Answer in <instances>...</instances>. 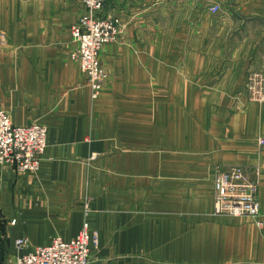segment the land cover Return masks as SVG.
I'll return each instance as SVG.
<instances>
[{"label": "crops", "instance_id": "1", "mask_svg": "<svg viewBox=\"0 0 264 264\" xmlns=\"http://www.w3.org/2000/svg\"><path fill=\"white\" fill-rule=\"evenodd\" d=\"M45 1L38 8L37 0H0V109L16 125L41 123L48 131L37 171L0 164V264H14L18 255L56 237L76 238L86 222L99 236L96 264H261L256 223L250 219L210 212L203 217L202 236L193 232L197 202L182 204L180 193L182 175L196 172L194 139L179 132L114 135L111 125L116 123L92 102L89 89L75 88L85 77L70 57L73 18L68 14H78L80 1L58 0L56 8L53 0ZM149 1L109 0L107 12L133 20L148 10ZM243 14L231 11L233 17ZM256 17L261 18L256 21L260 50L264 11L257 10ZM149 48L145 40H127L104 53L112 61L124 59L128 74L136 69L133 64H144L142 50ZM256 65L264 68V61ZM210 139L204 149L208 163L264 172V103L240 116L230 138ZM165 194L171 201L165 202ZM211 194L213 211L214 179ZM260 201L264 209V174ZM185 207L193 211L182 212ZM21 238L30 246L19 248ZM198 240L204 241L203 249ZM186 241L194 243L187 246Z\"/></svg>", "mask_w": 264, "mask_h": 264}, {"label": "rangeland", "instance_id": "2", "mask_svg": "<svg viewBox=\"0 0 264 264\" xmlns=\"http://www.w3.org/2000/svg\"><path fill=\"white\" fill-rule=\"evenodd\" d=\"M79 1L78 14L73 11L71 16L68 14L73 18L70 57L79 64L85 77V82L76 84L75 88L89 89L92 102L100 105L104 114L116 123L111 125L114 135L139 136L148 132L150 136L163 134L167 137L179 132L182 138L194 139L198 150L196 172L182 175L180 194L182 204L197 202V214L192 221L196 230L193 232L202 236L203 217L210 212V216H222L215 213V207L210 210L214 176L219 168L232 166L215 167L205 161V146L212 143L210 136L214 140L222 135L230 138L233 124L240 116L252 106L264 103L256 100L255 95L256 73L264 74V68L256 65L258 61H264V45L260 50L256 49V21L261 19L256 17V11H264V0H150L148 10L133 20L125 18L124 14L108 13L109 0L99 11H91L83 0ZM52 2L53 8L60 3L58 0ZM45 3V0H37L38 8L39 5L43 8ZM65 5L64 1L60 6ZM214 6L219 7L217 13L212 11ZM232 10L242 11L244 17H233ZM111 22H115L118 32L98 51L97 61L105 75L101 78L99 94H94L93 79L82 68L79 41L74 32L80 27L87 37H91L95 33L94 26L103 27ZM105 30L100 31L110 37ZM127 40H145L150 48L142 50L146 58L141 59L144 64H133L136 69L131 67L125 74V60L112 61L105 58L104 51L114 43ZM128 75L129 79H126ZM216 145L220 144L214 142L213 146ZM245 168L258 182L260 196L264 172L259 168L255 172ZM171 197L165 194V202L171 201ZM190 210L193 211L182 208V212ZM241 217L256 223V249L261 246L259 263L264 264V209L261 207L257 217ZM181 232L184 234L183 226ZM193 243L186 241L187 246ZM197 245L202 248L204 241L198 240ZM187 246L182 248L183 254L187 252Z\"/></svg>", "mask_w": 264, "mask_h": 264}, {"label": "built area", "instance_id": "3", "mask_svg": "<svg viewBox=\"0 0 264 264\" xmlns=\"http://www.w3.org/2000/svg\"><path fill=\"white\" fill-rule=\"evenodd\" d=\"M91 11L101 8L107 0H83ZM214 13L218 6L212 8ZM117 22V20H116ZM110 33V37L100 30ZM95 31L87 37L80 27L74 36L79 41V58L83 70L88 72L94 94H99L101 78L105 75L97 61L101 46L113 39L118 29L115 22L109 25L94 26ZM256 100L264 101V74L256 73ZM47 127L41 123L21 126L13 123L10 116L0 109V164L15 166L21 170L37 171L47 146ZM264 142L263 139L260 140ZM249 171L240 165L219 168L214 178V207L219 215L257 217L261 212L259 184L251 178ZM19 248H27V239L16 240ZM99 247V236L84 224L80 234L71 240L56 237L51 243L36 246L28 254L18 255L14 264H96L93 252Z\"/></svg>", "mask_w": 264, "mask_h": 264}]
</instances>
